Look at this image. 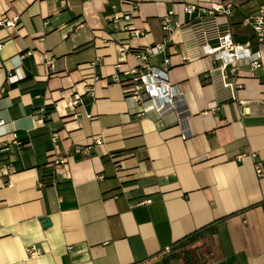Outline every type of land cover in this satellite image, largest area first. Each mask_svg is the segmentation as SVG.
<instances>
[{"label": "crops", "instance_id": "obj_1", "mask_svg": "<svg viewBox=\"0 0 264 264\" xmlns=\"http://www.w3.org/2000/svg\"><path fill=\"white\" fill-rule=\"evenodd\" d=\"M214 1L0 0V22L16 20L0 25V165L16 171L0 178V264H264V73L225 79L180 30L149 59L180 91L175 111L140 116L120 84L169 12L187 24L184 6ZM227 1L223 29L264 53L243 24L257 2ZM126 14L141 36L112 28ZM208 226L206 262L166 261Z\"/></svg>", "mask_w": 264, "mask_h": 264}, {"label": "built area", "instance_id": "obj_2", "mask_svg": "<svg viewBox=\"0 0 264 264\" xmlns=\"http://www.w3.org/2000/svg\"><path fill=\"white\" fill-rule=\"evenodd\" d=\"M257 7L255 12L247 15L243 20V24L250 27L254 34V41L258 45H264V0H255ZM236 5L227 0H216L209 2L207 7H198L196 5H187L183 7V12L188 15L198 13L196 20H191L187 24L179 21H173L172 12L162 19V31L166 33L163 42L144 49L136 50L132 55L138 61V65L128 71H124L127 80L121 82L124 97L138 109V115L143 116L147 113L155 112L162 117L170 112L175 111L179 105L183 103V97L175 85L169 82L168 73L165 69L151 66L149 59L164 53L168 43L172 42L173 34L177 31L185 32V36L192 42V48L198 51L202 57L211 58L213 64L220 63L219 68L223 70L225 79L229 75L234 77L242 67H248L251 72L262 71L264 73V53L261 50L253 51L251 42L243 44L236 43L231 33L227 29H223L222 23L218 21L220 18L228 17L234 10ZM131 16L126 14L122 16H113L111 18V26L114 30H120L128 33L130 36H141V32L131 28L128 23ZM16 20H3L0 25L6 27H14ZM124 23L121 26V23ZM126 47H120L119 52L123 55ZM122 62V61H121ZM121 62L116 65L117 69H121ZM45 65L48 69H53L54 61L50 57H45ZM169 61L165 60L164 64ZM118 81L117 75L114 76ZM90 91V90H89ZM81 104V96L74 93L67 105L71 110ZM41 120L45 118V110H41ZM5 122L0 120V127ZM188 136L187 129L183 131V138ZM14 142L17 141L16 135H12ZM15 168L12 163L0 165V178L10 177L15 174ZM256 173L262 175V170L257 167ZM42 184L40 183V186ZM146 200L142 204H149ZM169 253V249L165 250ZM26 254L30 258L40 256V251L31 246L26 249Z\"/></svg>", "mask_w": 264, "mask_h": 264}, {"label": "trees", "instance_id": "obj_3", "mask_svg": "<svg viewBox=\"0 0 264 264\" xmlns=\"http://www.w3.org/2000/svg\"><path fill=\"white\" fill-rule=\"evenodd\" d=\"M213 226L204 227L201 230L194 232L178 241L173 249H171V255L166 261H175L183 259L186 262H192L195 258L198 259L199 263H204L207 260L205 255H202L200 251L201 247L192 248L195 250L193 253L192 249L189 248L194 246L198 241L207 239L212 234ZM205 247V246H204Z\"/></svg>", "mask_w": 264, "mask_h": 264}, {"label": "rangeland", "instance_id": "obj_4", "mask_svg": "<svg viewBox=\"0 0 264 264\" xmlns=\"http://www.w3.org/2000/svg\"><path fill=\"white\" fill-rule=\"evenodd\" d=\"M202 245H205V247L204 248H206V251H203L204 253H205V255H207V253L209 252V249H208V247H207V245L209 246L210 245V242H209V239L207 238V239H203V240H201V241H198L194 246H191V247H189V248H196V247H201ZM201 250H203L202 248H200V251H198V253H200L201 252ZM192 251H193V253L195 252V250L194 249H192Z\"/></svg>", "mask_w": 264, "mask_h": 264}, {"label": "water", "instance_id": "obj_5", "mask_svg": "<svg viewBox=\"0 0 264 264\" xmlns=\"http://www.w3.org/2000/svg\"><path fill=\"white\" fill-rule=\"evenodd\" d=\"M47 222V221H46ZM47 224L49 225V223L47 222Z\"/></svg>", "mask_w": 264, "mask_h": 264}]
</instances>
